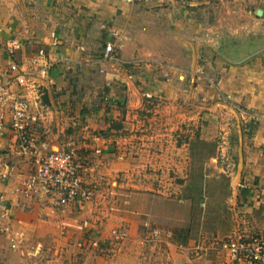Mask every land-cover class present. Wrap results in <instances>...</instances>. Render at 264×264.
<instances>
[{"label":"rangeland","instance_id":"374dc122","mask_svg":"<svg viewBox=\"0 0 264 264\" xmlns=\"http://www.w3.org/2000/svg\"><path fill=\"white\" fill-rule=\"evenodd\" d=\"M127 1L156 17L113 30L114 49L102 39L59 84L31 71L18 86L34 150L73 151L85 194L35 189L32 152L0 153V264L263 263L264 202L246 193L250 173L264 175L251 160L264 154L253 148L264 109L237 105L209 60L264 63V0H184L194 37L158 13L175 0ZM108 73L144 83L116 101ZM248 79L264 95V71Z\"/></svg>","mask_w":264,"mask_h":264},{"label":"crops","instance_id":"0c3cea01","mask_svg":"<svg viewBox=\"0 0 264 264\" xmlns=\"http://www.w3.org/2000/svg\"><path fill=\"white\" fill-rule=\"evenodd\" d=\"M183 1L175 0L169 3L168 7L160 8L158 13H162L164 18L167 16L171 25H174L171 26V33L178 32L180 35L194 37L190 27L197 24L196 17L193 9H188ZM140 9L139 3L127 0H0V71L5 70L11 60L19 64L18 70L5 74L1 80L11 82L12 87L16 89L19 85L12 76L18 71H24L29 77L28 72L34 71L40 78H46H43L42 82L61 83L66 68L83 65L86 67L92 64L86 55L92 53L93 49L99 51L101 40L104 42L110 40L113 37V30L121 29L123 33L122 24H130L131 18L134 20L139 16L149 18L150 15L154 17L157 15L149 14L147 11L140 12ZM152 29L151 26L148 28ZM143 33L148 35L146 31ZM180 42H186V39ZM116 44L117 46L123 44L122 39H118ZM40 50H43L42 54H38ZM214 55L211 53L209 63L219 70L220 87L232 95L237 105L241 102L248 107L257 106L264 109V95H261L260 82L254 83L252 79H248L249 73L257 76L264 71L262 58L251 60V63L232 64L228 67ZM107 80L111 86L108 96L115 98L116 101L124 100L136 83L139 85L144 83L138 81L139 77L130 79L127 74L115 79L113 74L109 76L108 73ZM213 116L211 120L215 119ZM255 131L253 148L259 150L260 146L264 145L263 120H260ZM258 156L264 157L263 152L251 157V160L257 163L256 169L258 166L259 169L264 167V160L259 162ZM250 175L254 178L253 183H248L250 187L246 196L250 197V201L262 204L264 175L252 172ZM256 185L260 188H256ZM195 264L209 263L203 262V258H200Z\"/></svg>","mask_w":264,"mask_h":264},{"label":"built area","instance_id":"2783aa9c","mask_svg":"<svg viewBox=\"0 0 264 264\" xmlns=\"http://www.w3.org/2000/svg\"><path fill=\"white\" fill-rule=\"evenodd\" d=\"M114 47V41L108 40L106 53H110ZM41 53L43 50L38 54ZM18 69V62L11 60L9 66L0 71V153L6 156L24 157L32 152L35 173L30 183L31 187L44 190L51 195L57 194L62 202L77 195H84L81 179L77 181L81 165L73 151L66 148L44 152L34 150L40 139L31 131V123L25 120V117L36 116L26 108L27 101L24 95L20 94L19 89H14L11 82L1 80L5 74ZM12 79L16 80L18 85L27 83V75L24 71H18Z\"/></svg>","mask_w":264,"mask_h":264}]
</instances>
